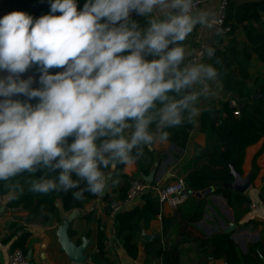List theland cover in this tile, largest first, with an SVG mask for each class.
Returning a JSON list of instances; mask_svg holds the SVG:
<instances>
[{
	"label": "clouds",
	"instance_id": "1",
	"mask_svg": "<svg viewBox=\"0 0 264 264\" xmlns=\"http://www.w3.org/2000/svg\"><path fill=\"white\" fill-rule=\"evenodd\" d=\"M77 2L49 0V12L36 19L21 10L0 16V72H7L0 75V181L45 169L29 191L76 189L72 196L81 199L85 191L103 196L111 179L105 169L166 142L168 129L195 123L219 74L212 63L185 60L194 28L216 24L194 0H85L80 10ZM197 55L211 60L215 49ZM32 65L39 87L20 78ZM21 191L12 185L6 199Z\"/></svg>",
	"mask_w": 264,
	"mask_h": 264
},
{
	"label": "trees",
	"instance_id": "2",
	"mask_svg": "<svg viewBox=\"0 0 264 264\" xmlns=\"http://www.w3.org/2000/svg\"><path fill=\"white\" fill-rule=\"evenodd\" d=\"M13 10H21L32 15L34 19L47 14L50 10L49 0H8ZM229 1L227 9V23L232 27L230 43H233V35L240 25H246V37L248 45L243 47L231 46L230 48L214 47L215 55L210 62L217 68L218 79L223 82L226 88L238 94L240 103L239 117H236L234 110L229 107L228 100L220 106L212 104L204 108L200 117L195 123L182 124L181 126L170 128L168 142L176 144L181 149H186L190 141V131L199 125L202 132L207 135V142L203 147H196L192 158L191 167L185 173L187 188L193 193L191 199L193 212L187 221L198 222L202 219L206 201L199 198L197 194L209 188L214 189V193L221 194L227 204L233 206L234 202L248 203L249 200L240 195L234 194L224 184L233 180V173L242 174L246 150L249 146L264 138V78L259 82L258 89L246 86L249 78V65L253 54L258 55L264 64V27L257 29L252 22L259 23L264 19V0L249 1L242 4H235ZM85 0H78L77 9L83 7ZM59 14V13H57ZM248 24V26H247ZM218 61V63H217ZM59 68H50L49 72H59ZM37 74L33 87H39L38 78L40 72L33 70ZM239 77V78H238ZM260 96L254 99V95ZM13 99L26 100L24 96H14ZM29 103H36L33 98ZM73 137H68L70 143ZM135 156V149L133 150ZM161 157L146 145L142 148L141 154L135 156L132 161H136L138 167L137 175L148 176L154 169V163L160 162ZM126 164L117 163L111 169H105L111 175L109 180L110 192L106 190L104 199L108 203L107 211L111 212V205L120 200H124L130 186L131 176L124 173ZM45 169H38L36 173L30 174L22 172L8 181H0V195L6 194L12 185L19 184L23 191L17 194L13 200H9L8 207L11 209H22L32 213L42 222H49L53 218H59L60 212L57 207V200H60L63 210L69 212L82 208L87 202L95 199L97 195L84 192L81 199H74L72 192L76 189L63 191H52L47 194L33 193L29 191L30 182L38 176L44 174ZM57 173L59 169L55 170ZM53 176L54 173H47ZM75 179V174H73ZM136 178H138L136 176ZM112 180L118 181L112 184ZM154 183V182H152ZM83 188V183L81 184ZM112 194H118L119 200H114ZM142 204L128 209L120 210L114 214L116 224V236L119 238L132 258L138 254V241L141 236V224H147L154 218L162 215L161 204L149 191L143 194ZM91 219V217H87ZM164 228L167 229L173 217H165ZM70 234V230H69ZM232 233H218L211 236L202 234L194 238L199 242L202 252L208 251L215 259L226 257L228 264H263L264 260V238L256 244H251L246 255H240L238 246L232 239ZM30 233L23 231L16 236L12 243L13 249H21L24 254H28V239ZM153 243V242H152ZM153 256H164L165 264H178L172 254H164L160 242L155 245ZM99 254L94 255L99 264H109L104 262V235L100 231L98 234ZM149 253V252H148Z\"/></svg>",
	"mask_w": 264,
	"mask_h": 264
},
{
	"label": "crops",
	"instance_id": "3",
	"mask_svg": "<svg viewBox=\"0 0 264 264\" xmlns=\"http://www.w3.org/2000/svg\"><path fill=\"white\" fill-rule=\"evenodd\" d=\"M230 1L235 4H242L259 0ZM201 8L209 9L216 19L218 0H206ZM0 9L2 16L14 11L8 0H0ZM135 21L141 28L146 26V20L140 15L136 14ZM252 25L257 29L263 28L264 19H261L259 23L252 22ZM245 26L240 25L236 29L233 35V43H230L232 36L219 37L216 34L215 26L212 30L202 28L199 25L196 26L184 41V46L189 53L185 57L186 62H189L191 49L198 43L205 46H219L222 49L230 48L232 45L235 47L248 45L247 27ZM146 58L152 59L153 57L148 56ZM204 62L211 63L208 58ZM35 69L40 72L38 65H32L23 73L21 79H27L31 76L34 82L37 77V74L33 72ZM59 70L62 71L63 68H59ZM0 75H7V72H0ZM263 78L264 64L258 55L253 54L246 86L257 90L259 82ZM229 99L238 100V94L226 88L223 82L218 79L215 95L202 99L201 107L204 109L212 104L220 106ZM206 142L207 135L197 125L190 131V141L186 149H181L168 141L150 144L149 148L161 157L160 162L154 163V169H156L154 181H169L173 176L184 178L185 173L191 167L196 147H203ZM137 171L136 161L126 164L124 168V173L132 178H136V176L143 178L142 175H137ZM242 171L241 175L234 172L233 180L224 184L223 187L229 188L234 194L246 197L249 200L248 203L233 201V206H230L224 197L214 193L212 188L209 194L199 197L205 199L206 206L202 219L194 223L187 221L193 212V199L177 209H173L167 204H161L162 215L147 224H141V236L138 241L136 258L128 255L121 240L117 238L115 218L111 212L107 211L108 203L105 201L104 195L92 199L82 208L69 212H65L60 200H57L60 216L49 222H42L40 218L28 211L9 208V200L6 199L7 193L0 195V264H8V255L12 251V243L16 236L23 231L30 233L27 244L28 253L31 252V259H28L29 264H74L62 251L57 236L59 227L64 223L69 225V235L72 241L76 244H81L83 241L88 242L85 252L88 260L84 264H99L94 255L99 254L98 234L100 231L104 235V262L109 264H165L164 256H153L155 253L153 244L157 245L159 242L164 254L174 255L178 264H228L226 257L215 259L208 252L210 249L207 252H202L199 242L194 237L202 236V234L211 236L222 232L227 233L226 230L229 226L235 223L237 226L231 232V237L237 244L240 255H246L251 244H256L261 238H264V138L247 148ZM237 176L249 180V185L243 192L234 186ZM107 191L110 192V187H107ZM112 197L114 200L120 199L118 194H112ZM142 201L141 197L131 207L142 204ZM251 204H256L259 209L252 210ZM217 209L224 214V217H221ZM163 216L173 217L167 229L164 228ZM87 217H91V219ZM143 235L152 236V238L145 240Z\"/></svg>",
	"mask_w": 264,
	"mask_h": 264
},
{
	"label": "built area",
	"instance_id": "4",
	"mask_svg": "<svg viewBox=\"0 0 264 264\" xmlns=\"http://www.w3.org/2000/svg\"><path fill=\"white\" fill-rule=\"evenodd\" d=\"M205 1L206 0H194V5L199 9L203 6ZM228 4V0H218L215 29L216 34L223 38L229 37L232 32L231 25L227 23ZM0 16H2L1 9ZM130 18L135 20L136 13H130ZM204 47V44L198 43L197 46L192 48L189 55V61L198 59L201 62H204L208 57L206 55H197V53L203 52ZM22 76L23 73L20 74V78ZM228 104L229 107L234 110L235 116L239 117L241 115L239 101L236 99H229ZM149 191L156 197L160 204H167L173 209L182 207L189 202L193 196V193L187 188L183 177L173 176L169 181H154V183L148 182L143 178H132L126 198L111 205V214L114 215L120 210L131 208V206L141 198L143 194ZM250 208L252 210L259 209L256 204H251ZM8 264H28V259L21 249H13L8 255Z\"/></svg>",
	"mask_w": 264,
	"mask_h": 264
},
{
	"label": "water",
	"instance_id": "5",
	"mask_svg": "<svg viewBox=\"0 0 264 264\" xmlns=\"http://www.w3.org/2000/svg\"><path fill=\"white\" fill-rule=\"evenodd\" d=\"M259 94L254 95V99L259 97ZM157 166V165H156ZM156 169H153L152 172L148 176H143V179L148 182H153L155 177ZM111 176L110 174L108 175ZM249 185V180L242 179L240 176L236 177L234 181V186L237 187L240 191H245ZM212 191V188L202 191L201 193L197 194L198 197L206 196ZM237 224L232 223L229 228L226 230L227 233H231L234 228H236ZM57 236L59 239V243L61 245L62 251H64L70 260V262L74 264H84L88 256L85 253L86 248L88 245L87 241H83L81 244H76L74 241L71 240L69 235V225L68 223H64L62 226L59 227L57 231ZM145 240H150L152 236L143 235ZM27 259H31V252L28 253ZM264 260V257H263ZM29 264V263H28Z\"/></svg>",
	"mask_w": 264,
	"mask_h": 264
},
{
	"label": "rangeland",
	"instance_id": "6",
	"mask_svg": "<svg viewBox=\"0 0 264 264\" xmlns=\"http://www.w3.org/2000/svg\"><path fill=\"white\" fill-rule=\"evenodd\" d=\"M217 210H218L219 214L221 215V217H224V214L221 213L219 209H217ZM222 210H223V208H222Z\"/></svg>",
	"mask_w": 264,
	"mask_h": 264
}]
</instances>
